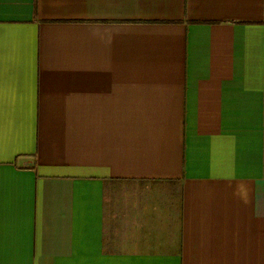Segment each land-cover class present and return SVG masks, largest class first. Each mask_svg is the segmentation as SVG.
Here are the masks:
<instances>
[{"label":"crops","instance_id":"crops-1","mask_svg":"<svg viewBox=\"0 0 264 264\" xmlns=\"http://www.w3.org/2000/svg\"><path fill=\"white\" fill-rule=\"evenodd\" d=\"M0 264H264V0H0Z\"/></svg>","mask_w":264,"mask_h":264}]
</instances>
